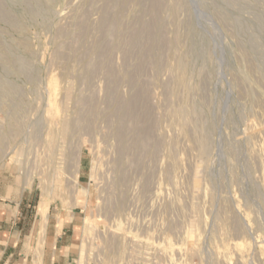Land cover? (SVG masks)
<instances>
[{"label":"rangeland","instance_id":"rangeland-1","mask_svg":"<svg viewBox=\"0 0 264 264\" xmlns=\"http://www.w3.org/2000/svg\"><path fill=\"white\" fill-rule=\"evenodd\" d=\"M26 191L82 210L76 264H264V0H0Z\"/></svg>","mask_w":264,"mask_h":264},{"label":"crops","instance_id":"crops-1","mask_svg":"<svg viewBox=\"0 0 264 264\" xmlns=\"http://www.w3.org/2000/svg\"><path fill=\"white\" fill-rule=\"evenodd\" d=\"M38 208L31 191L15 200L0 199V264L77 263L82 210L65 211L52 204L45 218Z\"/></svg>","mask_w":264,"mask_h":264},{"label":"bare ground","instance_id":"bare-ground-1","mask_svg":"<svg viewBox=\"0 0 264 264\" xmlns=\"http://www.w3.org/2000/svg\"><path fill=\"white\" fill-rule=\"evenodd\" d=\"M203 148H205V146L203 147ZM38 210L40 211L39 213H41V215L43 216V217H45L46 216V212H47V210H48V203L46 202V201H41V203H40V205H39V208H38ZM40 215V216H41ZM47 217V216H46ZM45 217V218H46ZM40 218V217H39ZM44 218V219H45Z\"/></svg>","mask_w":264,"mask_h":264}]
</instances>
